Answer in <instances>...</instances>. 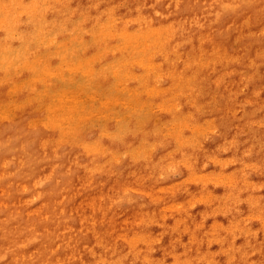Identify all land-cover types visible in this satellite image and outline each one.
Masks as SVG:
<instances>
[{"label": "rangeland", "instance_id": "obj_1", "mask_svg": "<svg viewBox=\"0 0 264 264\" xmlns=\"http://www.w3.org/2000/svg\"><path fill=\"white\" fill-rule=\"evenodd\" d=\"M44 1L0 0V17ZM56 8L90 28L121 29L120 42L136 39L141 49L151 45L137 32L148 27L164 50L129 67L112 53L85 93L65 83L73 117L60 127L36 106L49 61L25 88L0 70V104L9 108L0 112V264H264V0H61ZM66 31L79 44L93 38ZM97 43L110 47L105 37ZM46 44L47 33L34 38L36 48ZM98 56L96 47L85 54ZM146 72L156 96L139 107L146 125L133 126L121 92ZM97 101L119 144L100 141ZM143 126L151 131L137 135ZM182 135L194 140L183 145ZM186 150L193 154L182 157ZM240 182V202L221 199Z\"/></svg>", "mask_w": 264, "mask_h": 264}, {"label": "bare ground", "instance_id": "obj_2", "mask_svg": "<svg viewBox=\"0 0 264 264\" xmlns=\"http://www.w3.org/2000/svg\"><path fill=\"white\" fill-rule=\"evenodd\" d=\"M58 2H61V0H45L41 4L38 3L35 9L31 11H17L15 10L16 6L11 5L9 8L12 11L10 13L11 17H0V70L7 75L10 81L13 78L16 80V85L25 88L26 77L38 78V74L43 70V65L46 61H49L48 70L45 69L48 73L44 76V79L40 81V88L44 93L36 106L40 107V111L46 113L48 116L50 115L51 118L54 117L55 121L57 120L53 122L54 127H60L66 124V118L69 116L73 117V113L63 106V96L66 90L64 88L65 83L71 85L70 88H72V92L81 91V93H85L90 85L88 83V75L91 73H99V69L95 67L97 64L102 68L100 69V73L103 70H107V68L114 63V60L109 62V56H113L112 53L115 52L117 61L123 62L125 66L129 67L135 60L142 57L147 50H154L153 52L158 55L162 54L164 50V47L162 48L161 45V35L156 32L150 35V29L148 27L146 29L145 27L139 28L137 34L138 38H149L151 46L147 47V49H141L139 46L135 45L136 39L132 38L130 45H126L124 42H120L123 40L125 31L121 29L115 30V32L111 31L109 25L106 24L98 23L90 28V25L89 27L82 25L80 21H69L68 18H64L68 10L56 8ZM18 23H27L30 25L18 31V29H16ZM68 29L74 30L78 35L91 31L93 32V38L89 39L86 43H76L74 40H77V38L72 37L66 31ZM110 32H114V34ZM41 33L42 35L44 33L48 34L50 45L46 44L36 48L33 45V41L34 38ZM102 37H105V41L110 45L109 48L97 43V40ZM65 40L67 41L64 45L65 50L61 51L60 58L58 60L55 58L51 59L52 50L58 43L59 45H63ZM93 47H96L99 56L97 59L95 58V60L88 61L85 54ZM171 64V61L167 60V64L163 66L166 68L167 74L172 77L174 74L173 67L170 66ZM63 70L71 71L68 80L59 76L60 72ZM186 73L187 72H183V75L185 76ZM145 75H147V72L136 79L134 85H131L132 88L126 85L123 87L124 93L121 92L124 97L126 96L125 102L129 105L122 113L128 116L133 126L137 124L146 125L144 123L148 121L147 112L143 109H139V107L148 97L152 95L156 96L146 87L147 81ZM111 85L112 84L109 86ZM159 93L162 94V91ZM46 101L48 102L46 103ZM8 109L7 103L0 104V112L6 113ZM142 113L146 114L143 115ZM118 117V115L113 117L115 118L113 122L115 121L116 125L119 121ZM104 118L103 102L97 101L95 105V114L91 122L92 125L96 126L99 130L100 141L105 143L108 142L109 145L119 144V139L113 136L114 133L112 128L106 125L109 121L104 120ZM147 129L151 131V126H143L142 129H138L137 127L135 128L136 134L139 135L143 130ZM123 138V142H125L130 137L124 135ZM179 138L183 145L186 141L194 140V138H191V135H182L177 139ZM105 143H101L98 146L103 147ZM197 148L199 149V147ZM99 149L101 148L99 147ZM106 149L107 147L102 150ZM192 154L193 152L191 150H186L182 157H189ZM197 158L198 157H194V161ZM135 160L146 163L147 159L145 155H140L135 157ZM244 190L246 189L243 188V182H240V184L237 183L233 188L225 190L221 199L224 200L228 197L229 203L236 204L238 201L240 202ZM27 216H32L31 211L28 212ZM20 220H24V217L22 216ZM6 223H8V221H6ZM19 224L21 223L19 222ZM235 226L239 229V223L236 222ZM3 238L5 239V237ZM143 240V238L139 239V244H141Z\"/></svg>", "mask_w": 264, "mask_h": 264}]
</instances>
